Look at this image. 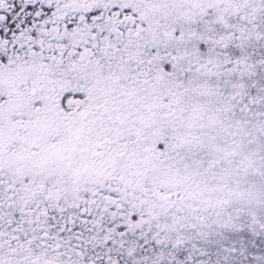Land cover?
<instances>
[{
  "label": "snow or ice",
  "instance_id": "1",
  "mask_svg": "<svg viewBox=\"0 0 264 264\" xmlns=\"http://www.w3.org/2000/svg\"><path fill=\"white\" fill-rule=\"evenodd\" d=\"M0 264H264V0H0Z\"/></svg>",
  "mask_w": 264,
  "mask_h": 264
}]
</instances>
